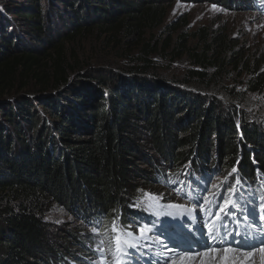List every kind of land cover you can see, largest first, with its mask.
I'll return each mask as SVG.
<instances>
[{
  "label": "trees",
  "instance_id": "obj_1",
  "mask_svg": "<svg viewBox=\"0 0 264 264\" xmlns=\"http://www.w3.org/2000/svg\"><path fill=\"white\" fill-rule=\"evenodd\" d=\"M175 1L204 0H0V264L64 257L47 249L43 218L51 207L100 215L129 196L130 181L143 175L138 133L174 164L195 154L186 166L195 181L216 171L210 151L223 169H237L230 176L264 181L263 126L157 75L153 57L173 63L186 56L194 69L185 86L209 87L238 69L250 77L249 92H264V71L250 70L252 57L234 52L218 33L182 32V19L155 36ZM249 3L261 10L264 0ZM88 39L124 56L125 71L79 64L75 46ZM133 208L129 218L140 222L143 212ZM113 220L123 222L120 207L101 236Z\"/></svg>",
  "mask_w": 264,
  "mask_h": 264
},
{
  "label": "rangeland",
  "instance_id": "obj_2",
  "mask_svg": "<svg viewBox=\"0 0 264 264\" xmlns=\"http://www.w3.org/2000/svg\"><path fill=\"white\" fill-rule=\"evenodd\" d=\"M261 10L264 11V4ZM261 10L249 3V0H204L197 3H182L175 1L168 6L166 16L163 24L154 32L155 36L162 35L164 28L173 22L178 24L182 19L186 20L187 26L182 31L188 34L195 32L200 28L207 29L210 35L217 33L221 37L231 40V49L237 52L240 56H251L253 59L254 67L250 70L258 69L264 71V14ZM190 48L194 43H189ZM256 58V59H255ZM75 59L76 61L86 68H113L125 71L126 60L124 56L120 55L117 50H110L104 47H99V44L93 40H85L75 46ZM154 66L157 70L158 77L163 82L177 86L179 90L185 89L190 93H205L206 97H212L218 100L222 108L232 110L237 114L240 113L242 119L247 123L253 122L264 127V92L261 94H252L247 89V82L249 75L240 70L232 69L228 71L222 78H217L210 83V86L204 83L201 87L197 88L195 84H185L182 82L188 81L190 75L188 71L193 70L194 67L186 56L170 63L160 57H153ZM129 63V62H128ZM243 70H246L243 69ZM211 71L208 76H211ZM210 80V78H208ZM209 81H206L208 83ZM165 83V84H166ZM209 84V83H208ZM176 89V88H175ZM197 91V92H196ZM143 126V123H137ZM176 136H184L176 133ZM137 139L140 141L141 149L143 151L144 159L136 163V166L143 170L142 176H135L129 184L131 194L125 196L122 201L116 204H110V211H105L103 214L97 213L88 214L85 211L80 212L79 209L74 207H60L53 206L48 209L44 215L43 221L46 225L47 233V249L52 252L62 254L64 257L57 262V264H64L71 262L72 264H101L98 262L95 253L98 247L103 250L108 249L104 243L101 245L100 241H104L105 237L101 236L102 230L109 225L112 212L119 207L122 210V219L125 225L132 222L129 218L130 212L133 213L136 208H133V201L138 199V194L142 192L139 190L147 191L155 194H163L162 199H176L181 200L176 193L175 188L171 185L163 183L168 180L169 173L174 170H183L187 164L194 159L195 154L183 163L174 164V160H168L163 154L150 145L147 134L138 133ZM213 150V149H212ZM175 155L178 150L174 149ZM210 162L214 164L216 172H211L209 182L206 187L207 191L201 197L216 196L218 188L224 181H227L232 173L229 168L223 169L222 160L216 162L217 157L214 151L209 152ZM161 172L163 173L161 175ZM228 173V174H226ZM218 187H213V185ZM217 188V190H214ZM227 189V187L225 188ZM135 198V199H134ZM134 199V200H133ZM162 199L160 203L162 204ZM143 207V206H142ZM141 207H138L139 209ZM135 209V210H133ZM195 212H197L195 210ZM194 215V214H193ZM103 221V222H102ZM98 228V234L93 232V228ZM156 249L155 264H165V256L161 244L157 241L160 239L149 235V238ZM146 240V241H147ZM189 243V242H188ZM179 250L178 248H175ZM200 250L192 251L199 252ZM264 252V247H259L253 252L249 253L253 256L259 255V252ZM225 251H220L222 253ZM255 252V253H254ZM232 257H239L237 252H229ZM248 254V255H249ZM193 258L198 255L192 254ZM220 257V256H219ZM225 259L223 256H221ZM245 257V256H243ZM242 257V264H260L261 261L256 263H247ZM48 262H50L48 260ZM222 261H216V264H221Z\"/></svg>",
  "mask_w": 264,
  "mask_h": 264
},
{
  "label": "snow or ice",
  "instance_id": "obj_3",
  "mask_svg": "<svg viewBox=\"0 0 264 264\" xmlns=\"http://www.w3.org/2000/svg\"><path fill=\"white\" fill-rule=\"evenodd\" d=\"M237 169L234 167L232 169V173H236ZM231 175V174H230ZM165 183H175L174 181L166 180ZM240 183L239 180H236L235 184L228 189L231 193V198L225 197L223 204L218 206L219 210L213 209L214 215L210 214L209 220L206 223V227L208 229L209 239L206 244L199 252L195 253V255L204 257L203 264H216V261L220 260L218 253L220 251L225 252H237L240 254L239 257L233 256L231 258L224 259L221 264H242V257L248 255L253 252L256 248L255 245L247 248H241L240 242L237 241V248L232 249L230 244H225V237H230L232 235H239V232L227 233L226 226L223 225L222 220L224 218V210L227 208H235V195H236V185ZM213 187H217L213 185ZM142 192L141 197L135 202L132 206L141 207L143 206L145 209L151 211L155 215H168L172 214L170 212L162 211V208L167 209H178L186 212L188 215H191L193 211H195L196 206L192 208H187L182 204L168 203L166 205H161L160 200L162 199L163 194H155L147 191L139 190ZM182 193V190H176ZM207 191V189H205ZM183 194V193H182ZM189 199H198L197 195H189ZM215 199V197H213ZM261 204L258 205V210L264 213V196L261 197ZM212 200H210L207 196L204 197L203 203L199 205L200 211L204 212L208 209L205 207L206 205H210ZM219 225V227H217ZM112 237L111 241L115 245V252L119 254V258H116L114 264H128V260L132 254L136 252V250L141 247V240H147L149 238V233L151 229L148 225H138L135 221L129 222L127 225L121 223L120 228L116 227L115 220L112 223ZM93 232L98 234V228L94 227ZM224 232L225 236L220 237V233ZM161 244L164 252L167 253L165 256V264H175L176 259H191L192 258V249L189 248L186 252L184 250H177L175 248H170L167 245H164L162 241H157ZM104 241H100L102 245ZM224 244V248L221 249L220 245ZM260 247H264V241H261ZM100 252H103V248L98 247ZM157 255H160L157 253ZM135 264V262H133ZM159 264V261L156 262Z\"/></svg>",
  "mask_w": 264,
  "mask_h": 264
},
{
  "label": "bare ground",
  "instance_id": "obj_4",
  "mask_svg": "<svg viewBox=\"0 0 264 264\" xmlns=\"http://www.w3.org/2000/svg\"><path fill=\"white\" fill-rule=\"evenodd\" d=\"M218 255L220 256V260H218V261L224 260L221 256H223L225 259L232 257V255L229 252L218 253ZM204 259L205 258L202 256H198L196 259L193 257L191 259H186V258L185 259H176L175 264H203ZM243 259H245V261L247 263H256V262L259 263V261H261L260 264H264V252H259V255H257L256 257L253 256L252 254H249V255H246L245 257H243Z\"/></svg>",
  "mask_w": 264,
  "mask_h": 264
}]
</instances>
